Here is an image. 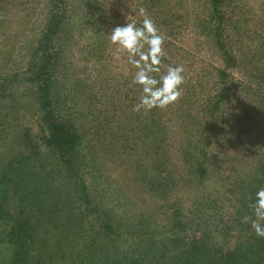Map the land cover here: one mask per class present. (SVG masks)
I'll return each instance as SVG.
<instances>
[{
  "label": "rangeland",
  "instance_id": "rangeland-1",
  "mask_svg": "<svg viewBox=\"0 0 264 264\" xmlns=\"http://www.w3.org/2000/svg\"><path fill=\"white\" fill-rule=\"evenodd\" d=\"M61 3L52 84L60 109L54 115L70 120L78 132V153L89 165L84 169H95L87 177L95 197L103 196L105 207L118 206L114 216L124 222L136 210L153 216L161 202L134 181V169L150 170L161 159L177 179L172 197L184 207L197 202L202 211L206 202L202 216L212 221L214 206L208 202L214 200L218 214L226 213L238 182L264 163V0ZM51 6L52 0H0V164L18 151L25 129L37 137L44 123L34 88L23 80ZM141 7L165 37L168 58L161 71L183 65L186 80L176 103L148 112L134 111L140 96L132 83L136 69L109 38L111 28L127 21L139 26ZM145 120L149 125L143 128ZM154 136L159 137L153 143ZM51 153H42L46 161ZM196 162L208 174L202 181L192 170ZM125 201L130 205H121Z\"/></svg>",
  "mask_w": 264,
  "mask_h": 264
},
{
  "label": "trees",
  "instance_id": "trees-1",
  "mask_svg": "<svg viewBox=\"0 0 264 264\" xmlns=\"http://www.w3.org/2000/svg\"><path fill=\"white\" fill-rule=\"evenodd\" d=\"M61 2L52 0L23 80L34 88L37 114L44 121L40 134L33 137L25 129L18 151L0 164V264H264V238L243 219H255L249 205L264 187V163L238 182L226 213L218 214L215 201L208 202L214 206L212 221L202 216L205 201L201 211V203L187 208L172 197L177 179L166 164L160 165L161 159L150 170L134 169V181L144 183L161 202L153 216L133 210L137 216L124 222L114 216L118 206L105 207L103 196L95 197V185L87 183L95 169H84L89 165L78 153L79 134L70 120L54 115L60 109L52 84L64 18ZM4 85L2 94L10 83ZM144 122L143 128L149 125ZM150 123L163 132L157 121ZM6 147L12 151L9 143ZM43 152H52L50 161ZM194 165L193 173L202 181L207 172Z\"/></svg>",
  "mask_w": 264,
  "mask_h": 264
},
{
  "label": "clouds",
  "instance_id": "clouds-1",
  "mask_svg": "<svg viewBox=\"0 0 264 264\" xmlns=\"http://www.w3.org/2000/svg\"><path fill=\"white\" fill-rule=\"evenodd\" d=\"M136 14L142 17L139 26L135 20H126L124 25L111 28L109 38L118 51L127 54L128 64L136 69L132 83L139 86L140 96L134 111L166 109L182 96L185 70L183 65L169 64L161 71L168 58L164 50L165 37L143 7ZM249 207L255 219L248 216L243 219L250 220L256 236L264 238V187L255 191Z\"/></svg>",
  "mask_w": 264,
  "mask_h": 264
}]
</instances>
